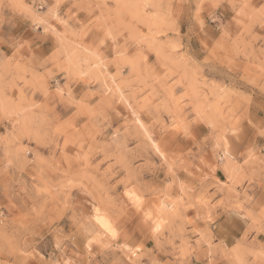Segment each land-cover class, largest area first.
Returning a JSON list of instances; mask_svg holds the SVG:
<instances>
[{"label":"rangeland","instance_id":"374dc122","mask_svg":"<svg viewBox=\"0 0 264 264\" xmlns=\"http://www.w3.org/2000/svg\"><path fill=\"white\" fill-rule=\"evenodd\" d=\"M144 2L0 0V264L264 260L260 245L214 243L208 226L217 194L240 203L237 188L264 183L259 153L243 172L225 158L227 181L209 160L217 130L264 142L260 0ZM30 25L45 48L20 36ZM101 28L127 36L98 59L87 33Z\"/></svg>","mask_w":264,"mask_h":264},{"label":"crops","instance_id":"0c3cea01","mask_svg":"<svg viewBox=\"0 0 264 264\" xmlns=\"http://www.w3.org/2000/svg\"><path fill=\"white\" fill-rule=\"evenodd\" d=\"M21 35L27 37L28 40L31 39V45L35 44L38 48H45L44 44L39 43V41H43L44 36H47L42 27L33 28L30 25L21 31ZM246 129L251 128L246 126ZM251 143L255 145V153L261 154V150L264 149V142L257 140ZM209 160L215 168V176L220 181H227L226 173L220 167L223 162L214 161L212 158ZM244 184L247 186L246 181ZM237 190L240 203L233 199L234 194H223L222 197L221 194H217L216 201L219 202L214 209L215 216L208 224L214 243H220L226 249H231L238 244L260 245L264 249V233L258 230L259 224L255 222L257 221V214L264 206V183H261L260 186L254 184L246 189L244 187L237 188ZM198 225L202 227L203 223L199 222ZM261 226L264 227L262 224ZM191 264H208V256L200 253L199 258H191Z\"/></svg>","mask_w":264,"mask_h":264},{"label":"snow or ice","instance_id":"6c2138e0","mask_svg":"<svg viewBox=\"0 0 264 264\" xmlns=\"http://www.w3.org/2000/svg\"><path fill=\"white\" fill-rule=\"evenodd\" d=\"M139 5H120L119 3L114 5L113 7L120 8V7H136ZM220 5L215 2V0H209V3L207 7L209 10L215 7H219ZM100 7H109L108 3H105L101 5ZM143 7L146 10V12H150L155 5L152 3L145 2L143 3ZM236 7V5H234ZM262 14H264V0H260V6L257 9ZM93 16L96 15V12L93 11ZM239 22V21H238ZM89 23H91V20H89ZM88 39L92 41L90 47H92L94 54L99 59L104 55V49L109 46V42L111 44H117L119 41V38L121 36H127V32L114 33L111 29L105 30L104 28H101L99 30H92L89 33H87ZM117 52H119V49H117ZM63 94V90H58ZM173 129L177 134H182L185 137L191 136L192 132L195 131V129L191 128L189 125L181 126L180 124H177L174 122ZM260 131L257 133L260 137H264V122L260 125ZM215 138V148L220 152L222 155L220 156V161L223 162L225 158L233 160L234 163H236V168L234 171L236 172H243L247 169V166L249 163L255 158V145L251 143V140L244 141L241 138L238 137L236 131L225 128L222 131L217 130L214 133ZM156 147L157 153H160V148ZM162 154V153H161ZM261 157L264 158V149L261 150ZM262 163H264V159H262ZM223 179V177H222ZM229 183H232L234 181V177L230 174L228 177ZM130 198H134L135 200H139V197L136 196L135 193H129L128 194ZM202 203L204 202L203 195H202ZM97 210V223L102 227L107 234H110L111 237H116V232L112 230L111 225L100 220ZM261 223L264 225V209H262L261 214ZM157 231H159V226H157ZM93 244L92 240L88 241V246L91 247ZM61 245L57 243V247L59 248ZM260 255L264 257V249L261 250ZM33 264H36L35 261H33ZM41 264H48L47 261H42ZM52 264H72V261L70 260H63V261H54ZM179 264V262H177ZM246 264H264V260H260L258 262H253L252 260H248Z\"/></svg>","mask_w":264,"mask_h":264},{"label":"bare ground","instance_id":"6f19581e","mask_svg":"<svg viewBox=\"0 0 264 264\" xmlns=\"http://www.w3.org/2000/svg\"><path fill=\"white\" fill-rule=\"evenodd\" d=\"M96 217H97V216H94L95 220H96ZM99 219L105 222V220H104L103 218H101L100 216H99ZM96 221H97V220H96Z\"/></svg>","mask_w":264,"mask_h":264}]
</instances>
